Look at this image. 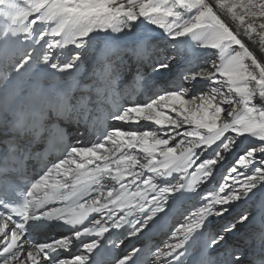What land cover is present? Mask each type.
<instances>
[{"label":"snow or ice","instance_id":"1","mask_svg":"<svg viewBox=\"0 0 264 264\" xmlns=\"http://www.w3.org/2000/svg\"><path fill=\"white\" fill-rule=\"evenodd\" d=\"M0 57L37 66L0 95V264H100L178 201L113 264H264V0H0ZM146 68L167 86L133 100Z\"/></svg>","mask_w":264,"mask_h":264},{"label":"bare ground","instance_id":"2","mask_svg":"<svg viewBox=\"0 0 264 264\" xmlns=\"http://www.w3.org/2000/svg\"><path fill=\"white\" fill-rule=\"evenodd\" d=\"M137 30H139V29H137ZM153 35L159 36V35H161V31H156L153 33ZM245 42L247 43V45L250 49H252L256 52L258 57L261 55L258 45H254L252 42L248 41L247 39H245ZM157 43L160 45L162 51H168V52L172 51L171 47L169 46V41L167 39L157 41ZM159 54H160L159 52L156 53V55H159ZM65 55H67V52H65ZM188 55L192 58L194 63H198V62H203L204 60H207L208 57L212 56V53L210 51H203V50L194 51L192 49H189ZM181 63H183V61H181ZM36 67L37 66L34 65L31 69H29L28 66L26 65L25 69H21V70H25L27 72L34 73L36 71ZM5 68L11 70V67L8 66V62H6ZM178 71H179V66H174L172 68L173 73H176ZM149 74H151V75H149ZM145 78H146V83L143 86L137 87L135 95H133V97H132L133 100H146V99H148L149 96L153 95L155 92H158L162 88L167 86L164 82V78H162L158 74L152 73L151 68H146ZM132 87H133L132 85H129L128 90L129 91L132 90ZM125 127H127V126H125ZM149 127H153V126L149 125ZM97 132H98L97 130H94L91 128L88 131H85L84 127H80L79 129H77V127L74 126L73 131H72V137L74 138V140H76V138H80L86 142L88 140L94 139V136L99 134V133L97 134ZM234 159H235L234 156H229L228 159L224 162L223 167L218 166L219 167V174L217 175L218 180L226 172L227 167H229L234 162ZM260 199H261V196L258 195L254 199V201L250 202L248 205L241 204L240 210L244 209L245 207L252 208L256 203H258L260 201ZM187 207H189V203H187V206L185 208H183L181 212L178 213V215L176 216L177 221L182 219V215L185 213V210ZM242 229H245L247 232L258 230L255 227L242 228ZM168 234L164 237V241L167 239ZM237 238L239 239L240 237H237ZM139 243H140V236L139 237H133V244L138 245ZM257 251H258V249H257Z\"/></svg>","mask_w":264,"mask_h":264},{"label":"rangeland","instance_id":"3","mask_svg":"<svg viewBox=\"0 0 264 264\" xmlns=\"http://www.w3.org/2000/svg\"><path fill=\"white\" fill-rule=\"evenodd\" d=\"M157 31H160V30H157ZM140 32H141V30H140V29H139V30H137V34H139ZM142 123H143V122H142ZM245 232H247L245 229H242V230H241V233H243V234H244Z\"/></svg>","mask_w":264,"mask_h":264}]
</instances>
